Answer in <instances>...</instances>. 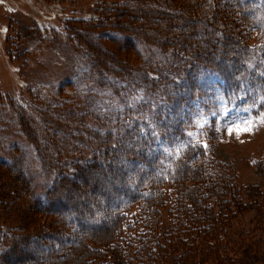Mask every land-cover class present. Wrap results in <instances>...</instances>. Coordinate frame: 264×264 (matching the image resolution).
Here are the masks:
<instances>
[{
	"label": "trees",
	"instance_id": "16d2710c",
	"mask_svg": "<svg viewBox=\"0 0 264 264\" xmlns=\"http://www.w3.org/2000/svg\"><path fill=\"white\" fill-rule=\"evenodd\" d=\"M96 1L92 15L68 18L63 24L69 43L86 49V73L62 81L50 100L29 91L38 116L29 113L34 109L28 106H10L27 141L50 140L42 152L71 161L62 164L57 179L39 195L21 168L18 146L8 149L10 160L0 157V166L14 172H0V177L18 178L14 187L24 193L12 205L8 192L3 193L7 184L0 179V264H65L72 259L78 264H232L213 240L224 239L222 231L247 204L209 156L204 142L213 132L206 128L215 119L207 113L222 103H237L240 94L252 102L254 95H261L255 108L264 111V0H199L195 9L184 0ZM224 1L226 6L220 8ZM200 31L205 37L198 43ZM82 34H102L111 43L127 44L129 53L123 62L108 60V51L99 50L95 40L84 42ZM86 89L105 94L109 101L132 95L136 102L143 92L150 98L122 110L109 109L84 103L80 94ZM36 118L47 129L39 132ZM84 137L90 146L80 141ZM94 169L97 178L114 187L99 189V183L84 179V191H79L97 190L102 198L93 204L85 198L68 201L66 194L76 187L73 178ZM249 199L256 201L255 195ZM30 203L35 209L27 214L23 209ZM56 209L68 218L54 213ZM35 211L62 222L28 233V217ZM87 214L97 220L82 224L80 217ZM103 216L110 223L104 224ZM71 222L74 226H68ZM92 226L94 234L71 238L74 231ZM105 229L108 233L102 236ZM62 241L72 257L62 250ZM55 246L58 253L62 250L61 260L45 259L55 254Z\"/></svg>",
	"mask_w": 264,
	"mask_h": 264
},
{
	"label": "rangeland",
	"instance_id": "374dc122",
	"mask_svg": "<svg viewBox=\"0 0 264 264\" xmlns=\"http://www.w3.org/2000/svg\"><path fill=\"white\" fill-rule=\"evenodd\" d=\"M184 2L188 8L195 9L199 0H184ZM96 3V0H0V157L10 160L12 153L8 149L18 146L22 155L21 168L30 176L32 187L35 193L39 195H43L46 188L52 184L54 179H57L62 164L64 162L70 163L71 158L54 160L52 157H47L42 149L51 146L52 142L50 140L27 141L15 125L18 119L16 112L10 106L20 105V108L28 106L34 109H28L29 113L38 116V110L34 108L35 104L29 91L40 92L50 100V98H54L52 95L58 84L67 79L79 78L86 73V49L82 46L77 50L69 43L63 35V24L64 20L68 18H87L92 15ZM220 3V8H223L227 2ZM236 15L238 18L240 17L237 12ZM147 26L149 28L146 27V29L150 30V26ZM79 27L81 29L88 28L87 25H80ZM116 29L135 34V31L132 30ZM200 34L202 36H195V41L198 43L205 37V32L202 31ZM81 38L84 42L95 40L98 48L100 47L99 50L102 52L108 51L107 56L109 57H106V59L111 61L116 59V61L123 62L125 55L129 53L130 47L127 44L123 46L119 41L115 44L111 43L102 34H89L88 36L82 34ZM132 45L136 47V44L133 43ZM140 77L136 75V78ZM83 81L86 84L84 79ZM260 87L264 89V81L260 84ZM143 93L139 94L138 100L142 98L144 102V99L148 100L150 96H144ZM80 95L84 103L89 105L98 104L99 106L107 105L109 109L119 108L122 110L138 101L135 102L132 95L120 97L121 99L118 101H109L105 98V94L99 95L91 91L87 92V89L82 90ZM254 98L255 102H252L240 94L236 99L237 103L235 101L232 104L225 102L212 108L213 110L210 109L207 114L215 120L209 121V128H206V130L213 133H210L212 135L208 137L207 142L202 140L206 144L210 158L215 161L218 173H220L219 171L222 172V169L225 170V176L238 186L242 199L247 204L243 211L232 217V221L229 223L230 227L222 231L224 239L215 238L213 240L214 245H218L220 251L228 253L227 256L233 261L232 264H241V259L246 262L245 264H264V262L261 263L264 255V111L255 108V103L261 100V95H254ZM132 116L135 119L137 114ZM36 119L39 132H42L45 128L47 129L40 118ZM58 126L62 127L63 123ZM53 133L58 134L57 136L61 135V132L54 131ZM70 133L72 132L68 134ZM80 141L88 144V146L91 144L86 137L81 138ZM76 146L79 148L84 147L80 144ZM114 162L117 163L118 160ZM4 171L12 176V170L3 169L0 166V172L3 173ZM95 173L96 169L89 170L83 176H75L72 181L76 187H72L74 190L72 189L73 191L70 190L66 194V199L72 201V203L83 202L84 198L90 204L99 201L102 197L97 195V190H88L84 194L79 191H84L81 182L84 179L87 181L91 179L92 183H99V189L101 186L112 189V185L108 180L97 178ZM0 179H4L8 187L3 193L8 192L10 203L12 205L17 204L20 195H24L22 190H16L17 187H14L15 183L19 182L18 178L0 177ZM250 188L252 189L249 190ZM68 189L70 188L68 187ZM254 195L256 201H250L249 198ZM260 203L262 206L258 207ZM19 205L22 206L21 203ZM34 209V205L30 203L23 211L29 214L28 212H32ZM105 209V207L102 208V210ZM34 213L28 217L30 220V225L26 229L28 233L42 230L41 225L43 224L52 226V222L56 219L50 215H43L38 211ZM54 213L66 218L64 210L56 209ZM80 219H82L80 222L83 224L86 220H97V216L87 214L80 217ZM59 220L62 222L59 218L54 221L55 225L57 224L56 221L60 222ZM102 221L104 224L110 223L109 218L104 216ZM68 226H74V223L71 222ZM57 228L59 229L58 225ZM85 230H76L70 236L73 239H78L83 235L94 234L97 231L93 226ZM44 242L51 243L49 241ZM93 243V240L89 241L91 246H94ZM61 245L62 250L67 252L68 244L62 241ZM28 247L31 248V245H28ZM22 249L26 250L23 247ZM53 251H55V254L46 255L44 258L52 262L60 261V256L63 253H58L59 250L56 249V246ZM76 253L78 254V252ZM69 254L70 257L73 256V252ZM65 264H78V262L76 263V260L72 259ZM203 264L216 263L204 260Z\"/></svg>",
	"mask_w": 264,
	"mask_h": 264
},
{
	"label": "bare ground",
	"instance_id": "6f19581e",
	"mask_svg": "<svg viewBox=\"0 0 264 264\" xmlns=\"http://www.w3.org/2000/svg\"><path fill=\"white\" fill-rule=\"evenodd\" d=\"M107 233H108V230L105 229L104 231L101 232V235H102V236H105V235H107Z\"/></svg>",
	"mask_w": 264,
	"mask_h": 264
}]
</instances>
